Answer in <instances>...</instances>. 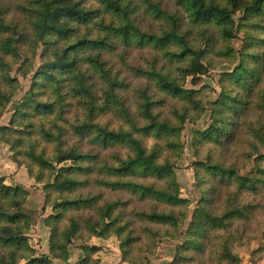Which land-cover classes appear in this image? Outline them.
Segmentation results:
<instances>
[{
    "label": "trees",
    "instance_id": "16d2710c",
    "mask_svg": "<svg viewBox=\"0 0 264 264\" xmlns=\"http://www.w3.org/2000/svg\"><path fill=\"white\" fill-rule=\"evenodd\" d=\"M40 48L0 142L44 186L50 256H32L27 191L0 178V264H68L86 232L116 236L129 264L157 238L178 242L170 264H240L254 241L264 258V0H0V120ZM223 64L235 66L194 137L221 157L196 163L202 196L182 230L175 160L203 93L184 86Z\"/></svg>",
    "mask_w": 264,
    "mask_h": 264
},
{
    "label": "rangeland",
    "instance_id": "374dc122",
    "mask_svg": "<svg viewBox=\"0 0 264 264\" xmlns=\"http://www.w3.org/2000/svg\"><path fill=\"white\" fill-rule=\"evenodd\" d=\"M164 1L167 3L170 2V0ZM232 46L236 51L240 50L242 40H235ZM41 53L42 49L40 48L35 60V68L30 74L23 77L16 73L20 81V88L1 118L0 127L10 125L12 117L14 116L15 103H21L26 93L30 91L35 69L41 64ZM136 54L139 55V52L137 51ZM134 59H139V56H136ZM234 66L223 64L215 71H211L206 76L201 77L196 84L191 82V78L185 82L184 88L201 90L203 93L198 113L200 118L196 122H187L184 125L179 138L182 143V150L179 158L175 160L174 176L180 189V197L190 203L188 215L182 230L188 228L202 196L198 180L199 176L196 171V168L198 169L196 163L205 160L208 156L215 160L221 157V154L218 151H214L211 148L212 145L208 143L202 146L195 145V133L204 132L209 128L211 124V105L217 101L221 92V77L223 74L231 72ZM14 74L15 72L12 73V75ZM209 104L211 105L209 106ZM65 166L68 165H59L57 167L59 169ZM251 169H253V163L248 165L242 173L246 174ZM201 173L200 171L199 174ZM0 178L8 186H20L27 191L28 197L23 212L32 219V226L28 232V244L31 251H33L32 256H50V240L52 234L50 227L46 225L45 221L54 213L52 208L46 205L44 186L37 183L30 176L22 160L15 155L9 145L2 142H0ZM261 195L259 201L262 204V212L264 215V192ZM139 209L140 207H138ZM183 241L184 239L180 243ZM177 245L178 242L166 238H157L154 240L143 239L139 242L140 249L143 251L139 255L141 257L140 262L141 264H170L176 253ZM257 245V241H254L251 246L245 245L241 249L239 253L240 264H264V258L261 259L260 256H255L257 262L253 260L252 252L257 248ZM85 247H95L96 249L94 251H88L85 250ZM146 248L152 249L153 251L147 253L145 251ZM87 256L91 258V264H129L126 261V255L121 250L119 239L113 235L97 237L91 236L89 232H86L84 239L74 241L70 245L68 264H78ZM25 263V260L20 261V264ZM56 263L62 264L58 261Z\"/></svg>",
    "mask_w": 264,
    "mask_h": 264
}]
</instances>
